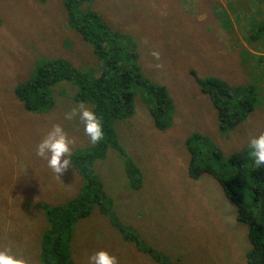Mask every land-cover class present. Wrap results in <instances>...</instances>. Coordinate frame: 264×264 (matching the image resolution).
Instances as JSON below:
<instances>
[{"label":"rangeland","instance_id":"1","mask_svg":"<svg viewBox=\"0 0 264 264\" xmlns=\"http://www.w3.org/2000/svg\"><path fill=\"white\" fill-rule=\"evenodd\" d=\"M67 1L71 14L100 15L114 34L113 45H133L145 79L164 85L173 99L165 116L169 125L162 129L150 112L148 93L135 87L133 112L112 121L115 144L106 143L86 179L72 162L57 176L36 155V146L56 123L76 141L71 157L94 146L78 116L64 119L81 102L93 110L89 101L75 99L78 84L50 85L49 105L34 111L14 94L49 59H64L87 75L101 71L93 44L69 26ZM193 73L219 77L234 97H254L253 110L234 128L220 129L216 108ZM262 132L264 0H0V248L31 264H46L42 242L52 228L49 214L85 193L90 214L68 227L58 225L45 248L49 257L56 245L72 264H86L100 249L120 264H248L247 226L209 172L189 176L188 145L199 151L196 164L219 168ZM193 133L220 150L221 160L206 153L204 141H190ZM125 158L139 170L138 187L129 184ZM228 170L227 162L221 171ZM253 181L245 174V182L236 186L245 199L253 198ZM258 193L263 207L256 212L264 222V182Z\"/></svg>","mask_w":264,"mask_h":264},{"label":"trees","instance_id":"2","mask_svg":"<svg viewBox=\"0 0 264 264\" xmlns=\"http://www.w3.org/2000/svg\"><path fill=\"white\" fill-rule=\"evenodd\" d=\"M68 23L76 29L81 36L93 44V48L98 58L103 61L101 71L96 75H87L75 71L64 59H49L40 63L37 67V74L17 85L14 94L22 106L34 111L42 105H49L46 89L60 81L71 80L78 84V91L75 99L78 101H89L92 109L103 123L104 139L94 144L89 150H81L71 157L72 164L84 176L90 177L89 169L96 159L103 157L106 143L110 141L115 144L111 123L121 115L128 116L132 110V97L135 87H143L148 93L152 107L150 112L155 124L159 128H167L169 121L165 116L172 109L173 99L170 97L166 87L155 84L145 79L138 64V53L134 46L119 48L114 44V34L106 30L105 22L100 15L95 12H86L79 15L71 14L67 1ZM78 13V12H77ZM108 42V44H107ZM195 81L201 90L206 92L216 108L218 127L222 130L232 129L238 123L246 119L253 110L255 98L248 95L234 97L228 84L217 76H207L201 78L193 73ZM17 101V100H16ZM200 139L208 146L206 153L221 160V152L214 145L202 137L199 133H193L190 141ZM189 144V140H188ZM190 160L188 162V174L192 178H197L203 171L209 172L220 184L224 194L236 206V217L247 226L250 248L246 251L245 259L248 264H264V222L259 221V213L256 212L263 205H259V186L264 182V166L256 167L254 159L250 155L249 146L230 154L226 162H221L219 168L210 164H196L194 153L199 151L188 145ZM126 174L129 184L138 187L141 184L140 173L137 166L128 158H125ZM228 162L229 170L222 173L221 169ZM245 174L253 178V198L245 199L236 188L245 182ZM91 182L96 181L91 179ZM92 183H89L90 186ZM235 185V188L232 186ZM91 207L89 206V196L85 193L80 198L70 203L54 209L49 214L52 228L46 233L47 237L42 242L43 256L46 264H72L67 261L55 245L50 255L45 248L50 239L51 233L57 229L60 223L70 226L72 222L79 218L88 216ZM101 210H105L101 208ZM76 218V219H75ZM123 231V228L120 227ZM66 260V261H65Z\"/></svg>","mask_w":264,"mask_h":264},{"label":"clouds","instance_id":"3","mask_svg":"<svg viewBox=\"0 0 264 264\" xmlns=\"http://www.w3.org/2000/svg\"><path fill=\"white\" fill-rule=\"evenodd\" d=\"M153 55L159 59V53ZM79 117L84 124V132L91 144L104 139L103 123L96 113L83 102L64 114L65 120ZM75 139L70 138L60 123L54 124L36 146V155L47 161L48 167L57 176L64 173L71 165L72 145ZM250 155L257 168L264 166V132L253 136L249 141ZM0 264H31L23 257L15 255L10 248H0ZM86 264H120L119 259L107 249H100L87 257Z\"/></svg>","mask_w":264,"mask_h":264},{"label":"crops","instance_id":"4","mask_svg":"<svg viewBox=\"0 0 264 264\" xmlns=\"http://www.w3.org/2000/svg\"><path fill=\"white\" fill-rule=\"evenodd\" d=\"M227 48H228V46H227Z\"/></svg>","mask_w":264,"mask_h":264}]
</instances>
